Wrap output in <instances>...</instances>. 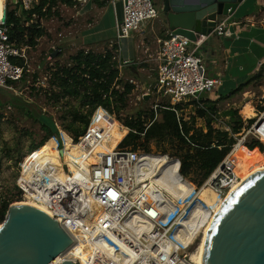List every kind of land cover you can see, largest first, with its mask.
Wrapping results in <instances>:
<instances>
[{
    "label": "built area",
    "instance_id": "2783aa9c",
    "mask_svg": "<svg viewBox=\"0 0 264 264\" xmlns=\"http://www.w3.org/2000/svg\"><path fill=\"white\" fill-rule=\"evenodd\" d=\"M70 1L78 6L90 2ZM100 1L108 5L118 2L121 6L120 25L116 35L118 41L128 38L131 32H140L144 24L158 18L160 12L151 0ZM3 3V13L0 16V90L13 92L14 86L11 83L16 84L22 80L24 67L13 64L11 59L24 58L22 49L9 42L12 25L7 23L6 6L11 0H3ZM38 4L39 0H15L12 5L27 12ZM28 24L25 23V26ZM230 26L229 17L216 19L211 32L199 35L195 41L170 34L157 41L158 67L153 92L156 96L170 101L171 110L177 118H182L185 106H193L189 103H198L202 95H212L221 87L220 78L208 76L200 49L211 35L218 38L227 36ZM116 43L111 42L110 45ZM124 64L127 62L124 61ZM175 106H180V109H175ZM158 108L161 106L155 105V109ZM242 119L244 126L237 134L241 138L240 141L231 146L229 153L204 181L202 187L195 185L200 188L197 189L191 183L194 190L184 192L180 199L173 198L163 191L162 198L153 204L155 218L142 212L141 208L144 199L149 198L146 191H152L149 178H154L156 173L149 168L147 161L154 155L166 159L167 156L160 154L144 153L138 149L119 146L113 152L99 154V160L91 166L90 181L86 182L90 189L85 195L81 184L77 181L66 182L65 177L60 174L62 171L70 176L69 167L61 161L63 154L59 153V148L62 150L63 147L62 143L55 151L61 166H56L49 160H32L26 168L29 172L27 177H23L21 168L16 186L21 191L23 200L32 199L41 203L47 210V215L56 220L71 239V246L65 254L63 253L65 260L60 263L69 261L82 264L80 257L87 251L83 264H120L110 250L98 244L99 239H104L113 250L130 256L126 264H192L193 247L198 241L194 239V235L206 226V215L195 213V205L198 202L206 211L204 202L197 196L199 190L209 186L223 195L241 183L235 169L236 152L246 143V137H253L264 151V87L260 88L252 123L248 124L249 120ZM88 128L89 126L82 137L86 135ZM202 129L205 130V127ZM82 137L78 138L77 142ZM30 153L22 160V164L28 160ZM170 161L180 174V162ZM183 178L189 180L188 177ZM95 207L100 211L98 216H95ZM90 220L94 221L89 227Z\"/></svg>",
    "mask_w": 264,
    "mask_h": 264
},
{
    "label": "rangeland",
    "instance_id": "374dc122",
    "mask_svg": "<svg viewBox=\"0 0 264 264\" xmlns=\"http://www.w3.org/2000/svg\"><path fill=\"white\" fill-rule=\"evenodd\" d=\"M152 1L155 3L154 6L160 10L163 0ZM0 3L2 4L3 12V0H0ZM119 5L120 4L118 3L117 6L119 7ZM107 8L108 9H106V11L109 12V15H112L110 19L114 18L116 16L114 9L111 5ZM75 13L76 11L70 12L69 10L61 8V6H58L55 10L53 9L51 11L50 15L42 18V20L39 19V24L47 33V37L41 38L38 41V45L34 49L26 47L21 48L23 51V60L26 65L25 68L27 78L24 81L21 80L20 82L14 84L13 92L0 90L1 93H5V98L10 100L13 98H20L22 101H11L15 103L14 105L9 106L6 104L0 105V208L3 202H8L10 205H13L16 203L24 204L29 201V199H22L21 191L16 186V181L20 176L21 168L24 172L23 177H27L29 174L26 169L28 162L32 160H49L50 163L55 164L56 166H61L60 161H58L55 157L57 147L56 140H58L59 145H62L63 143L62 151L65 154L63 156L64 162L65 165L69 167L70 176L63 174L62 171H60V174L65 177L66 182L80 180L86 183L88 180L87 171L89 165L87 167L85 163H82L81 159L76 158L78 152L77 149H81L83 154L89 153L87 159L90 164V162H95L94 159L98 154L113 152L126 137V135H124V137L118 141H106L98 145L96 144V140L101 139V132L104 130L92 129L89 130L77 143H74L73 136L64 131L61 125L63 123L60 118L62 111H60L59 108H53L51 103H46L43 94L38 95L30 92L31 86L37 88H39V86L47 88L46 84L49 78L46 70L56 63H67L68 58L80 49L101 52L104 48H107L102 43L95 44L96 46L94 44H85L81 38L76 37L79 36L82 31L88 29V24L91 25L93 21L96 20V17L87 16L84 18H78ZM240 14H242L243 18L246 17L252 20L251 23L257 24L263 21L264 25V0H247L241 7ZM120 19L121 16L120 18L117 17V19L115 17L113 27H115V25L116 27L120 25ZM35 20H37V18ZM104 21L102 23H104ZM164 26V18L162 15H159L158 18L144 24L142 29L144 32H147L144 34L145 36L139 37V32H131L125 41L120 42L121 54L124 58L128 52L135 53V51H137L136 57L138 60L136 63L141 62V64H144L146 67L143 70L140 69L138 72L140 74L139 79L134 82L135 90L128 98L127 109L124 112L119 113L118 119L106 112V116L113 120V125L105 131L124 129L126 132H129V130L122 125L126 118H136V114H138V112H146L147 114L153 112L154 117L158 118V115L156 116L157 109H155V105L168 102L166 99L156 96L153 92L158 67L156 62V53L158 50L156 36L159 34L160 30L164 28ZM89 31L93 32L94 30L92 29ZM59 51L62 52V55L60 58H56ZM53 53H56L55 57L52 56ZM118 59L119 54L117 56V60ZM34 74L38 77V83L35 85L32 83V76ZM122 77L123 79H132L127 72H123ZM261 87H264V77L251 83L234 96L217 103V114L215 115V121L213 122L215 129L223 132H231L229 128V118L226 117V113L230 109L236 110L240 118L252 120L254 114H256V106ZM203 96L205 97L207 95L204 94L202 97ZM2 97L3 96L0 95V100ZM212 98L216 99V97ZM65 102L63 103L65 104ZM21 103L24 104L26 110L33 114L34 119L39 117L38 119L47 125L49 120L51 125L57 130V132H59L58 137L49 139L40 149L31 151L32 146L38 145L42 139L45 138V133L40 129V126L36 121L26 115L22 106H19ZM72 104L74 105L75 101H72ZM194 115L195 106H185L181 117L188 121L190 118L192 120ZM93 118L94 116L91 120H93ZM196 124L197 126H201L203 128L204 120L199 119L196 121ZM61 134L64 135L63 138H61ZM231 137H233L235 141H240L241 139L238 135L231 134ZM253 141H255L253 137H246V144ZM46 144L48 152L44 151V146ZM145 148V150L139 147L136 149L143 151L144 153L160 154L165 157L167 156V161L171 163V171H167L165 174H168L167 178L171 180L169 187L174 198L180 199L184 195V192L189 193L194 190L195 185L192 181L196 182V180H194L193 176L191 179L187 178L190 181H186L177 171L178 177L176 179H178V181L174 187L176 172L173 170L172 162L170 160L175 162H180V160L179 158L170 155L173 150L170 149L169 146L161 144L157 145L154 142H149ZM163 150H165L166 153H162ZM238 150L236 152L235 169L236 174L242 181L243 177L251 170L264 167V156L257 153V151H254L252 153L247 152L246 157L240 158L238 156ZM29 153L30 155L28 156V160L22 164V160ZM166 159L155 155L149 157V160H154L155 162H161ZM165 177L166 176H162L160 180H155L158 184H162ZM197 189L196 192L198 191ZM33 203L36 206H43L37 200H33ZM1 224L2 221L0 222V225ZM197 239L198 241L193 247L194 250L199 245V238Z\"/></svg>",
    "mask_w": 264,
    "mask_h": 264
},
{
    "label": "trees",
    "instance_id": "16d2710c",
    "mask_svg": "<svg viewBox=\"0 0 264 264\" xmlns=\"http://www.w3.org/2000/svg\"><path fill=\"white\" fill-rule=\"evenodd\" d=\"M58 4L70 5L71 1L39 0V4L27 12L8 3L6 19L8 25H12L9 42L18 49L22 47L36 48L38 41L46 36L45 30L39 24V19L50 15L52 8ZM36 18L37 20H35ZM25 23H29L28 26H25ZM119 50L117 44L110 45L101 52L80 49L68 58L67 63H56L46 70L49 78L46 84L47 88L31 86L30 92L38 95L43 94L46 103H51L53 108H59L62 111L60 118L63 123L61 125L64 131L73 136L74 143L84 135L89 126L88 131L92 129L104 130L101 132V139L96 140L98 145L106 141H118L124 135L126 137L120 143V148L135 150L139 147L145 150V146L149 142L167 145L173 150L170 155L180 160V174L190 179L193 176L196 182L192 181V183L200 187L226 157L231 146L236 143L231 134H239L244 126V121L238 116L237 111L230 109L227 111L226 117L229 118L231 132L215 129L213 122L217 114V103L234 96L251 83L264 77V63L259 64L258 71L227 96H219L212 101L210 95H207L201 97L198 103H189V105L195 106V116L192 120L190 118L188 121H184L182 118H177L175 112L171 110L170 101L167 100L168 102L160 104L161 108L156 110L158 118L154 117L153 112L150 114L138 112L136 118H126L122 124L129 132L124 129L105 131L113 125V120L106 116V112L118 119L119 113L127 109L128 98L135 90L134 82L139 79L140 74L138 72L146 67L144 64L140 66L130 63L124 64V60L121 58L117 60ZM61 55L62 52L59 51L56 58H60ZM11 62L24 67L22 77V81H24L27 78L24 60L12 58ZM123 72H127L132 79H123ZM37 79V75L34 74L32 76L34 85L38 83ZM11 84L14 85L15 83ZM4 94L0 92V95L3 96L0 105H14L15 102H11L14 100L22 102L20 98H13L12 100L5 98ZM72 101H75L74 105ZM19 106H22L26 115L36 121L45 133V138L38 145L32 146L31 151L40 149L46 141L58 137L59 132L49 120L47 125L40 121L39 117L34 119L33 114L26 110L23 103ZM175 109H180V106H175ZM92 115L94 116L93 120H91ZM196 119L204 120L205 130L196 126ZM252 121L249 120L248 124ZM77 150L76 158L81 159L82 163L88 167L87 156L89 153L83 154L81 149ZM44 151L48 152L47 144L44 146ZM254 151L261 155L264 152L263 147L256 141L249 144L245 143L239 148L238 156L244 158L247 156V152L252 153ZM162 153H166V151L163 150ZM9 205L8 202L2 203L0 222L4 221Z\"/></svg>",
    "mask_w": 264,
    "mask_h": 264
},
{
    "label": "water",
    "instance_id": "95a60500",
    "mask_svg": "<svg viewBox=\"0 0 264 264\" xmlns=\"http://www.w3.org/2000/svg\"><path fill=\"white\" fill-rule=\"evenodd\" d=\"M244 1L163 0L160 13L168 34L195 41L211 32L216 19L231 17ZM71 244L56 220L16 203L8 207L0 225V264H51ZM200 264H264V169L225 197L208 227Z\"/></svg>",
    "mask_w": 264,
    "mask_h": 264
},
{
    "label": "crops",
    "instance_id": "0c3cea01",
    "mask_svg": "<svg viewBox=\"0 0 264 264\" xmlns=\"http://www.w3.org/2000/svg\"><path fill=\"white\" fill-rule=\"evenodd\" d=\"M246 1L229 17L231 26L228 35L221 38L211 35L201 46L200 53L203 56L208 76L218 77L222 81L221 87L213 95H210V98L216 97L217 99L219 96H227L231 91L235 90L240 84H244L254 75L259 69V64L264 63L263 21L255 24L251 23L252 20L249 18H243L242 14H240V9ZM117 4L118 2H115L114 5L110 4L115 11L116 19L121 16V6L119 5L118 7ZM110 5L100 0H90L84 6L71 3L70 5L58 4L56 7L61 6V8L70 12L76 11L75 15L78 18L87 16L96 17V20L91 25L88 24V29H85L79 36H76L81 38L85 44L95 45L102 43L110 47L111 42H117L116 44L120 48V42L125 41V39H121L120 41L116 39L117 27L116 25L113 27L115 17L110 19L112 15H109V12L106 11ZM56 7L52 8V10H55ZM103 21L104 23H102ZM92 29L94 30L93 32L89 31ZM139 33L140 37L145 36L144 34L147 32H144L142 29ZM167 35L168 32L166 26H164L156 36V42L167 37ZM44 37H47V33ZM136 55L137 51L135 53L128 52L124 58L120 48L119 59L121 58L127 63L140 66L142 65L141 62L136 63L138 60ZM214 99L212 98L211 100L214 101Z\"/></svg>",
    "mask_w": 264,
    "mask_h": 264
},
{
    "label": "bare ground",
    "instance_id": "6f19581e",
    "mask_svg": "<svg viewBox=\"0 0 264 264\" xmlns=\"http://www.w3.org/2000/svg\"><path fill=\"white\" fill-rule=\"evenodd\" d=\"M2 13H3L2 12V4L0 3V16L2 15ZM62 154L63 155L61 157V161H64V157L63 156L65 154H64L63 151H62ZM104 154H106V153H104ZM98 155L94 159L95 162L97 160H99V156ZM55 157H56V159L58 161H60V159L57 156V153L56 152H55ZM147 162H148L149 168H151L154 171H156V173L154 175V178L153 177H150L149 178V181H150L149 182V187L152 189V191L151 190H147L146 191V194H147V196H149V198H145L144 199V203L142 204L141 211L142 212H145V214L151 215V216H153V218H155L154 217L155 212H154V209H153V204H156L162 198L163 191L166 192L168 195H170L171 197L174 198V196L172 194V191H171V189L169 187V183H170L171 180H169L167 178V175H165V172L171 171V163L169 161H167V160H163L161 162H155L154 160H149V159H148ZM94 163L91 162L89 164L88 171H87V178H88L87 182L90 181L91 166L94 165ZM263 169H264V167H259V168H255V169L251 170L249 173H247L243 177L242 181L245 180L251 174H253V173L257 172V171L263 170ZM173 170L176 172V170L174 169V166H173ZM175 174H176V177H175L174 187H175V185L177 184V181H178V179H176L178 177L177 172ZM161 176H166V177H165V179H164V181H163L162 184H158L155 179H159L160 180L161 179ZM146 177H148V176H146ZM76 181L79 184H81V186L83 187L82 188L83 194L87 195L88 194V191L90 189L89 186L86 185V183L83 182V181L75 180L74 182H76ZM233 188H235V187H233ZM232 190H234V189H232V188L229 189L223 195L218 194L214 189H212L209 186L208 187L205 186L201 190H199L197 196H198L199 200H201L202 202H204L206 211H204V207H201V204L198 202L195 205V213L196 214L197 213H204L206 215L205 216L206 226H205L204 229H202L201 231H199L197 234L194 235V239L199 238V245L197 246V248L192 253V257H191L192 264H200V259H201V254H202V250H203V245H204V242H205V237H206L207 230H208V227L210 225V222H211L214 214L216 213V211L218 210V208L222 204V202L225 199V197ZM24 204L33 206V207L41 210L42 212L48 214L47 213V210L45 209V207H43V206H36L33 203V200H31V199H29V201L26 202V203H24ZM95 209H96L95 216H98L100 214V211H99V209L97 207H95ZM93 221L94 220H90L88 222L89 223V227L92 225V222ZM97 242H98L99 245H102V247L107 248L108 250H110L111 251V254L118 260V262L120 264H126L128 262V260H130V256L126 255L124 252H120L118 250H113L111 248V246H109V245L106 244V242L104 241V239H99ZM87 253L88 252L86 251V253L84 254V256H81L80 257V260H81V263L82 264L85 262V258H87L86 257V254ZM64 254H62L59 257H57L56 259H54L51 262V264H61L60 262L62 260H65L64 259V257H65Z\"/></svg>",
    "mask_w": 264,
    "mask_h": 264
},
{
    "label": "flooded vegetation",
    "instance_id": "af4514ba",
    "mask_svg": "<svg viewBox=\"0 0 264 264\" xmlns=\"http://www.w3.org/2000/svg\"><path fill=\"white\" fill-rule=\"evenodd\" d=\"M160 11V10H159ZM159 15L161 16V13L159 12ZM159 17V16H158Z\"/></svg>",
    "mask_w": 264,
    "mask_h": 264
}]
</instances>
